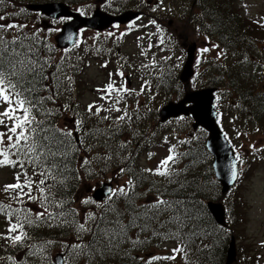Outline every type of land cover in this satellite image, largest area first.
<instances>
[{"label": "trees", "instance_id": "16d2710c", "mask_svg": "<svg viewBox=\"0 0 264 264\" xmlns=\"http://www.w3.org/2000/svg\"><path fill=\"white\" fill-rule=\"evenodd\" d=\"M44 1L52 0H4L0 4V13L3 16H16L22 22L28 17L25 4ZM58 1L71 7L86 3L88 8L99 2ZM192 2L185 10V23L196 25L205 39L222 51L218 59L210 57L205 62L208 67L206 71L211 75L208 85L218 89L220 84L223 86V96L225 99L229 96L228 104L235 121L240 118L244 125L252 118L254 125L260 127L261 120H264V115H259L261 111L264 112V98L256 96L261 91L257 89L259 77L256 75V78L247 83L242 76L251 66L264 70V31L249 24L250 20H246L242 11L236 8V0ZM132 5L128 0H121L120 3L121 9H128ZM141 5L140 3V7ZM260 22L257 28L262 29L264 22ZM250 31L261 32L262 36ZM8 32L9 37L2 38L7 42L6 51L11 53L15 49L22 54L20 59L27 58L35 63L34 72L22 70L23 83L20 87L31 89L25 92V96L32 102L31 116L35 122L30 127L37 130L30 132L28 127L24 129L29 135V141L24 143L34 144L33 152L25 155L18 154L17 149H8L9 158L17 163L1 165L8 167L11 179L0 184V264H54L53 255L57 250L63 253L65 264H165V261L170 264L168 259L147 261L142 248L152 240L175 242V249L182 248L184 255L178 264H225L231 235L237 234L233 223L235 214L243 202L236 192H232L234 185L225 196H221L220 184L215 179L211 161L204 160L202 163L203 159L210 157L205 147V134H197L194 137L196 140H177L176 144H171L174 168L167 169V174L163 176L165 184L158 188L162 194L155 200L147 199L148 203H141L139 200L147 192V187L142 182L145 183L143 177L146 178L148 174L145 167L132 158L149 144H130L132 158H125L122 164L127 177L123 188L127 194H121L118 189L104 202L93 201L98 206L92 205L89 210L91 215L82 217L77 208L81 194L80 184L82 179L96 177L95 168L87 170L86 166L94 162L99 164V159L96 156L88 159L81 155L80 142L76 143L73 133L66 135L69 131L58 127L56 107H50V100L43 97L48 92L45 85L48 71L57 63L54 53H49V47L26 29L16 26ZM222 54L224 58L221 57ZM4 59L6 63L9 57L5 56ZM28 66L31 67L32 64ZM216 70L218 71L215 72ZM218 73L219 79L214 76ZM169 76L173 77L171 81L174 85L180 83L175 72ZM168 78L166 75L156 77L159 88ZM219 100L222 101L221 106H218L220 113L224 110L223 99ZM141 114L142 112H138V117L146 115ZM40 121L43 123H36ZM85 129L87 126L82 127L78 134ZM45 136L48 137L47 140L44 139ZM20 161H23V166ZM199 165L204 166L201 171ZM117 167L120 168L121 164L118 163ZM17 174L21 184L29 179L32 186L29 188L25 185L23 189L15 190L17 194L14 197L9 190H5V185L17 183ZM41 179L45 180L43 185L39 184ZM129 180L131 184L128 183ZM205 181H210L213 185L210 194L204 188ZM152 183L154 182L151 181L148 185L152 186ZM40 188L44 189L43 193L39 191ZM29 196L33 199H29ZM158 199L168 201L169 204L158 208L149 207ZM219 199L226 210L227 226L219 225L207 207L209 200ZM13 224H19L20 227L10 233L8 229ZM81 224L84 225V230H81ZM17 235L22 238L14 241L11 237ZM131 243L134 244L133 248ZM74 245L80 247L74 248ZM237 250V264H264L258 257L247 262L248 256L240 254L238 246Z\"/></svg>", "mask_w": 264, "mask_h": 264}, {"label": "rangeland", "instance_id": "374dc122", "mask_svg": "<svg viewBox=\"0 0 264 264\" xmlns=\"http://www.w3.org/2000/svg\"><path fill=\"white\" fill-rule=\"evenodd\" d=\"M128 1L133 4L128 9H139L141 3V9L147 14L145 13L146 15L140 16L139 19L129 24H116L100 32L83 29L79 32L80 37L76 44L66 49H57L53 45L54 35L64 20L55 21L54 26L49 29L40 28L42 27L40 17L37 18L36 23H33L31 14L28 16V20L25 19L22 22L23 25L15 18L16 16L11 15L4 16L5 19L0 21V24H14L35 34L37 39L49 47L48 52L54 53L57 63L48 71L47 83H45L48 92L43 97L50 100L48 104L51 107H56L58 127L66 131L77 130L78 133L82 127L87 126L85 132L83 131L79 135L81 155L88 159L96 156L99 159V164L97 162L87 164V170L95 168L96 177L89 180L82 179L80 184L81 194L77 208L81 216L85 218L90 215L89 210L92 205L98 206L91 198V191L95 185L111 179L114 182L115 191L125 186L127 177L122 164L125 158H132L130 144H149L132 158V160H138L139 165L145 167L148 174L146 178L143 177L145 183L142 182L147 187V192H144L139 198L141 203H148L147 199L155 200L162 194L158 188H162L165 184L164 175L155 170L161 160L166 159L169 155L174 157L171 145L175 143L174 140L178 136L184 139L189 136L192 140H196L193 134L202 133L206 137L204 129L199 127L193 130L191 128L192 119L190 117L172 118L159 124L157 113L164 103L169 100L181 99L187 90H201L203 87L209 86L208 81L211 75L209 76L206 71L208 67L205 66V62L210 57L218 59L222 51L220 52L217 45H212L207 41L196 25L185 23L187 19L185 10L188 9V4H192L191 0H174V2L164 0L162 3L159 2V6L146 4L147 0ZM236 1V8L242 11L246 20H248L247 18L252 19L249 24L264 31V26L262 29L257 28L261 24L260 21L264 22V0ZM120 3L121 0H99L91 8H88L86 3L75 7L80 11L87 10V13H91L95 7L108 12H112L113 9L120 11L127 9H121ZM157 20L164 22L163 25L169 27L166 30L170 35L162 33L163 29L158 27ZM150 21H154V23H150ZM154 32L156 35L153 36L152 43H149L148 37ZM251 33L262 36L261 32ZM137 38H142L146 43L140 45L142 39L139 41ZM191 42L197 45L193 63L194 75L188 85L183 81L182 84L174 85L171 81L173 77L169 75H173L175 72L178 79L186 57V46L182 44L188 45ZM148 46L151 48L149 49ZM204 48L209 51H201ZM221 57L224 58L223 54ZM250 68L245 70L242 79L249 83L258 75L257 89H261V91L256 96L263 99L264 70L261 71L257 66ZM261 72L263 74H260ZM125 73L130 76L131 87L127 86L124 79L119 84H115ZM162 75L169 78L160 88L156 82L157 88H155L153 85L155 78ZM214 76L219 79L220 73ZM110 83L113 89L107 88ZM127 87L130 90L125 91L126 97H122L119 92ZM185 88L186 91H184ZM219 90L221 91L218 92ZM217 92L219 99H223L222 109L224 111L220 112L221 127L230 139L236 156L239 157V175L232 191L236 192L243 202L238 212L236 214L233 212L235 214L233 223H235V232H237V237L234 235L236 257L238 246L240 254L248 256L247 262L251 261L253 257H258L260 262H264V120H261L260 127L254 125L252 118L250 121L248 120V124L244 125L241 124L240 118L235 121L232 109L228 104L229 96L227 95V99L224 98L225 90L221 84ZM221 103L222 101L219 100L218 106H221ZM89 105L93 106L91 110H89ZM6 107L7 104H0V113ZM97 107L101 109L99 113L96 112ZM139 111L142 112L141 116L144 115L143 113L146 115L138 117ZM259 115H264V112L261 111ZM119 116L125 118L118 120ZM141 121H143L142 124ZM12 123L5 118V124L0 125V133H5L4 144H7V135H14L8 131ZM81 141L84 142L81 143ZM169 149L172 151L169 152ZM204 160L205 162L212 161L211 155L209 158L203 159L202 163ZM173 161H169L165 167L173 169ZM118 163L121 164L120 168L117 167ZM180 164L181 162L178 163V165ZM199 167L200 171L204 168L202 165ZM163 171L164 168H161V172ZM10 176L8 167L0 165V184L11 179ZM151 181L154 182L152 186L148 185ZM204 188L206 193L210 194L213 185L210 181H205ZM9 192L10 195L16 197L15 190H9ZM237 218L238 221H236ZM133 246L134 244L131 243L132 248ZM175 246V242L152 240L146 242L142 249L145 250L144 255L149 262L152 260L165 261L167 259H163V257H174V259H168V262L178 264L184 254L182 248H179L180 251H173ZM153 257H160V259H153ZM165 264H167L166 261Z\"/></svg>", "mask_w": 264, "mask_h": 264}, {"label": "water", "instance_id": "95a60500", "mask_svg": "<svg viewBox=\"0 0 264 264\" xmlns=\"http://www.w3.org/2000/svg\"><path fill=\"white\" fill-rule=\"evenodd\" d=\"M26 7L33 11H41L45 15L57 18L60 16H71L72 20L63 24L61 31L55 36L56 46L63 48L72 45L77 37L79 28L82 26L102 30L109 27L114 22L125 23L138 16L139 12L126 10L118 15H111L99 8L93 11L92 16H81L78 12L70 10L69 6L61 2L28 3ZM187 56L183 63L179 79L188 84L193 74V60L196 50L194 42L186 45ZM214 87H206L201 90H187L183 97L177 101L170 100L164 104L159 111L160 121L179 115L190 116L194 121L193 128L201 126L208 131L205 142L206 149L212 155V169L216 180L220 184L221 196L226 195L232 188L238 176V159L232 145L221 131L217 121V112L213 101ZM233 167L236 171L235 179L232 178ZM113 190L112 182L104 181L97 185L92 191L93 199L103 201ZM207 207L213 215L215 221L221 225H226L225 207L219 200H209ZM55 264H63L62 254L54 256ZM225 264L236 263V241L233 235L226 251Z\"/></svg>", "mask_w": 264, "mask_h": 264}, {"label": "snow or ice", "instance_id": "6c2138e0", "mask_svg": "<svg viewBox=\"0 0 264 264\" xmlns=\"http://www.w3.org/2000/svg\"><path fill=\"white\" fill-rule=\"evenodd\" d=\"M4 0H0V4H3ZM4 16H0V21L4 20ZM139 19V17H137ZM150 23H154V21H150ZM16 25L14 24H0V30L7 31L8 29L14 28ZM7 42L3 41L0 38V104H7L5 110L0 113V125L5 124V118L12 121V126L8 128V131L14 135H7V147H4L3 137L5 133H0V156H3V159H0V165H8V164H16L17 161L9 158L8 149H17L18 154L31 153L34 150V144L26 145L24 142L29 141V135L26 134L25 128L28 127V130L36 131L37 129H32L30 126L35 122L34 118L31 116V106L32 102L25 96V92L31 91V89L21 88V84L23 83V75L22 70L24 72H34L35 71V63L27 60V58L20 59L19 57L22 55L12 50L11 53L6 51ZM203 52L209 51V49L204 48L201 49ZM5 56L9 57L7 62L5 63ZM32 64L31 67L28 65ZM19 66V69H18ZM111 75V74H110ZM108 89H112V84L107 85ZM127 91V89H124ZM118 102V101H117ZM92 105H89V110L92 109ZM101 111L100 108H96V112L99 113ZM119 111V109H117ZM22 115L18 114L21 113ZM124 116L117 117L118 120H123ZM107 119V117H105ZM36 123H43L42 121ZM79 124V121H77ZM19 129V131H18ZM66 135H71V132L66 133ZM45 140L48 139L47 136L44 137ZM25 148L27 149L25 151ZM172 150L169 149V152ZM51 155H55V153H50ZM239 159V157H237ZM173 160V156L169 155L166 159L161 160L159 166L155 170L157 173L161 175L167 174V168L165 167L169 161ZM87 162V161H85ZM21 166H23V161H20ZM161 168H164V171L161 172ZM123 171V169H121ZM150 171V170H149ZM41 175H44L41 173ZM236 171L233 167L232 178L235 179ZM46 178V177H45ZM45 183L44 179L39 181V184L43 185ZM131 184V180L128 181ZM28 186L31 188L32 181L29 179L25 180L24 184L19 182V174H17V183L5 185V190H17L23 189L24 186ZM39 191L43 193L44 189L40 188ZM115 191V190H110ZM121 194H127L124 188L118 190ZM29 199H33V197L29 196ZM169 204L168 201L163 199H158L155 204L149 205L151 208H158L160 205ZM38 216H43V214H37ZM91 215V214H90ZM20 227L19 224H13L10 226L8 231L15 232L16 229ZM81 230H84V225H80ZM14 241H19L22 237L20 235L11 237ZM74 248H79L80 245H74ZM173 251H180L179 248L174 249ZM153 259H160V257H153ZM163 259H174V257H163Z\"/></svg>", "mask_w": 264, "mask_h": 264}]
</instances>
